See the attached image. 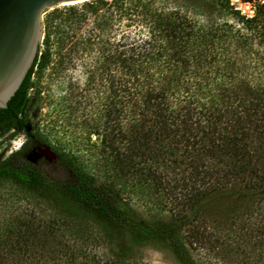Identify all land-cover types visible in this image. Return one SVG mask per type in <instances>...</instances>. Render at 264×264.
Wrapping results in <instances>:
<instances>
[{
  "label": "trees",
  "instance_id": "1",
  "mask_svg": "<svg viewBox=\"0 0 264 264\" xmlns=\"http://www.w3.org/2000/svg\"><path fill=\"white\" fill-rule=\"evenodd\" d=\"M155 3L97 0L86 2L75 18L45 19L35 62L0 109V137L12 127L26 137L18 150L0 152V179L52 203L60 220L19 224L16 245L6 244L5 264H151L135 255L134 244L166 248L182 264H202L191 248L212 241L201 216L206 200L228 186L264 200V10L247 19L230 0H220L226 14L244 23L238 26L200 23ZM90 16L94 34L74 43L92 44L98 53L87 87L103 88L95 108L103 122L105 177L56 151L52 162L63 174L53 177L42 161L27 158L48 144L30 116L40 94L33 80L51 63L52 45L56 63L65 60L73 34H61L54 44L53 31L77 22L81 27ZM129 192L171 204L169 213L144 216ZM125 238L131 244L123 245ZM102 246L105 255L97 252ZM250 247L264 264V236Z\"/></svg>",
  "mask_w": 264,
  "mask_h": 264
},
{
  "label": "rangeland",
  "instance_id": "2",
  "mask_svg": "<svg viewBox=\"0 0 264 264\" xmlns=\"http://www.w3.org/2000/svg\"><path fill=\"white\" fill-rule=\"evenodd\" d=\"M95 1L97 0L81 1L69 7L58 5L44 14V22L53 14H60L57 20L61 17L75 18L76 14L83 10L86 2ZM219 1L156 0L153 7H158L159 10L162 6L178 8L200 23L228 20L243 26V22L238 23L237 19L220 8ZM263 10L264 6L257 14H261ZM93 20L94 16H90L81 27L77 22L72 26L68 24L62 32L53 31L50 43H58L57 37L61 34L73 36L71 42L64 46L65 60L61 64L56 63L58 59V55L55 54L56 45H52L51 63L34 76L33 81H36L40 94L37 103L31 108L30 116L36 131L46 139L54 151L70 156L85 171L103 180L105 161L100 147L103 122L99 119V110L95 107L104 93L103 88L99 93L96 88L89 90L87 87L88 70L98 64V53L92 44L74 43L81 37L94 34ZM121 23L124 26L127 20H122ZM118 25L114 26L115 29ZM135 26L129 28L133 29ZM111 34H115V38L120 37L114 29ZM33 91L35 90L32 89L31 92ZM89 97H92V101ZM81 100H86V103L81 104L79 102ZM25 138L23 132H12L2 138L1 149H5L8 155L18 150ZM42 163L51 176H62L63 170L58 163L46 158L42 159ZM235 190L241 191L235 186H228L214 193L216 197L212 201L205 202L201 216L206 221L212 241L204 246L197 245L191 248L194 257L202 264H263L258 261L254 254L255 250L253 251L250 245L255 237L264 236V200L258 196L238 195ZM242 193L249 194L247 191ZM128 195L133 206L146 217H165L169 213L171 204L158 205L153 200L132 192ZM56 220H60V217L52 203L18 187L10 180L0 179V264H5L3 260L7 257L6 244L16 245L19 240V224L26 221L46 224ZM122 243L131 244L128 238ZM133 248L137 257L151 264H182L166 248L152 244H134ZM97 252L105 255L108 248L99 247Z\"/></svg>",
  "mask_w": 264,
  "mask_h": 264
},
{
  "label": "water",
  "instance_id": "3",
  "mask_svg": "<svg viewBox=\"0 0 264 264\" xmlns=\"http://www.w3.org/2000/svg\"><path fill=\"white\" fill-rule=\"evenodd\" d=\"M87 0H0V109L20 89L38 55L44 38V14L58 5L72 6ZM45 155L57 159L49 144L30 160Z\"/></svg>",
  "mask_w": 264,
  "mask_h": 264
},
{
  "label": "built area",
  "instance_id": "4",
  "mask_svg": "<svg viewBox=\"0 0 264 264\" xmlns=\"http://www.w3.org/2000/svg\"><path fill=\"white\" fill-rule=\"evenodd\" d=\"M230 4L242 16L251 19L255 17L259 9L264 6V0H230Z\"/></svg>",
  "mask_w": 264,
  "mask_h": 264
},
{
  "label": "flooded vegetation",
  "instance_id": "5",
  "mask_svg": "<svg viewBox=\"0 0 264 264\" xmlns=\"http://www.w3.org/2000/svg\"><path fill=\"white\" fill-rule=\"evenodd\" d=\"M12 132H19V128H17V127H12L10 130H8L6 133H5V135L4 136H2V137H0V141H2V138L3 137H5L6 135H8V134H10V133H12ZM26 139V138H25ZM44 145V144H43ZM43 145H40V146H38L37 148H35L29 155H34L35 154V152H40V149H41V147L43 146ZM3 150L0 148V152H2ZM28 155V156H29ZM28 156H27V158H28ZM43 158H46V159H48V160H50L49 158H47L45 155H42V156H40V157H37L35 160H31V161H33V162H39V161H42V159ZM29 159V158H28ZM58 159V158H57ZM30 160V159H29ZM50 161H56V159H52V160H50Z\"/></svg>",
  "mask_w": 264,
  "mask_h": 264
}]
</instances>
